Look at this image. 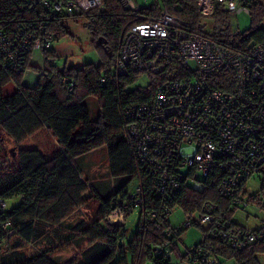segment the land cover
I'll return each mask as SVG.
<instances>
[{"label":"trees","instance_id":"1","mask_svg":"<svg viewBox=\"0 0 264 264\" xmlns=\"http://www.w3.org/2000/svg\"><path fill=\"white\" fill-rule=\"evenodd\" d=\"M22 3L23 0H0V30L5 33L14 32L35 17L38 10H22ZM103 3L102 10L85 14L47 15L48 28L54 32L55 39L68 34L63 24L64 18L85 16L92 44L104 50L103 58L97 63L89 62L80 67L64 64L59 68L51 58L53 51L43 49L45 56L48 55L46 60L50 66L43 69L44 74L36 67L38 79L34 86H27L22 83V76L29 66L33 48L24 49L16 61L0 50V202H6L4 207L0 205V264H128V252L131 256L130 264H173L171 259L174 257L193 264L189 255L191 249L197 247L201 248L202 254L206 252L208 256H214L218 264H225V261H233L234 264H262L258 256L264 255V225L248 229L232 219L231 211L237 205L230 206L227 199L218 195L217 184L224 172L217 170L200 179L204 184L202 191L191 189L188 184L182 186L166 203L169 214L175 206L180 207L185 216L195 214L204 202L212 201L217 204L215 219H228L233 225L227 231L234 228V233L245 230L262 232V237L239 248L233 246V240L229 237H223L217 232L212 234L214 223L200 225L192 218L191 225L196 224L202 228L199 242L189 247L184 255H180L178 246L187 228L184 220L177 239L168 238L171 255H156L149 249L164 242L162 232L172 225L168 216H161L160 213L155 218H145L142 224L137 211L134 237L128 244L120 242L125 237L123 226L127 215L114 223H109L107 218L119 205L129 202L128 184L138 177L133 149L124 133L122 112L129 105L149 100L156 86L166 78V73L146 72L150 80L144 86H133L141 73L129 72L125 76L114 74L119 38L132 14L122 8L117 0H103ZM163 3L171 14L185 19L192 28L233 51L241 52L248 49L250 44L264 41V0L251 3L248 31H233L229 15L215 12L210 16L213 19L210 34L204 31L202 16L193 0H181L177 9L171 7V0ZM158 8L159 2L156 0L141 12L155 14ZM181 73L183 70L175 74L173 79H182ZM214 76L215 80L212 77L210 80L217 87L225 91L232 89L233 71L230 68L218 70ZM64 77H67L66 82H62ZM101 77L103 81H100ZM10 81L15 83L16 90L4 96L2 87ZM70 82H73L74 87L68 91L66 85ZM91 95L97 99L95 117L90 115L85 103V99ZM42 128L47 129L56 140L57 147L51 154L47 155L35 146L23 147L13 160L9 159L4 149L6 138L15 143L22 142ZM102 146L107 148L109 174L124 179L114 191L108 186L103 188L98 185L94 187L95 194L91 195L87 180L81 178L79 162L84 155ZM11 154L14 155L13 152ZM140 179L144 188V208L158 210L161 202L154 193L152 177L142 173ZM245 191L242 190L241 195H246L249 202L254 201L260 209H264V201L258 194H247ZM260 191L264 195L261 185ZM90 195L99 201L98 216L88 226L84 227L82 222L77 224L80 235L87 238L88 246L80 259L59 262L49 246L55 240L53 235L60 238L56 226H62L64 219L75 208L86 203ZM12 198H19V203L8 208L7 200ZM5 222L8 224L3 227ZM66 224L67 227L71 226ZM206 230L211 231L205 234L208 232ZM71 238V235L67 236L65 241ZM41 242L45 246L32 253L25 250L27 244L37 246ZM118 253L120 256L116 259Z\"/></svg>","mask_w":264,"mask_h":264},{"label":"built area","instance_id":"2","mask_svg":"<svg viewBox=\"0 0 264 264\" xmlns=\"http://www.w3.org/2000/svg\"><path fill=\"white\" fill-rule=\"evenodd\" d=\"M117 1L131 12L132 18L119 38L114 74L165 72L166 78L149 100L129 105L122 112L124 133L133 149L138 177L129 193V202L119 205L108 218L116 210L124 214L134 209L142 224L145 218H155L157 213L168 216L166 203L180 188L188 184L191 189L202 191L204 184L200 179L213 170L224 172L216 191L230 206L244 202L240 197L244 183L255 174L261 176L264 192V41L236 52L171 14L163 3L167 0H157L159 8L155 14H144L141 11L145 7L137 6L134 0ZM180 1L171 0V7L177 9ZM193 1L203 18L215 12L249 13L254 0ZM103 6V0H23L22 10L36 8L38 12L14 32L0 30V50L16 61L28 47L48 49L55 34L48 28L47 15L74 16L102 10ZM223 68L233 71L230 91L212 82L214 73ZM182 70V79H173ZM66 81L64 77L62 82ZM73 87V82L66 85L68 91ZM142 173L153 179L154 193L161 202L158 210L143 206ZM5 204L0 202L2 207ZM216 210V203L204 202L198 212L186 216L185 226L191 225L192 218L200 225L214 223L211 233L229 237L233 246L239 248L262 237V232L234 233V228L227 231L233 225L228 219L216 220ZM206 231L205 234L211 230ZM162 233L164 242L149 251L171 255L169 240L177 239L181 228L167 227ZM189 257L193 264H218L214 256L202 254L200 247L192 248Z\"/></svg>","mask_w":264,"mask_h":264},{"label":"rangeland","instance_id":"3","mask_svg":"<svg viewBox=\"0 0 264 264\" xmlns=\"http://www.w3.org/2000/svg\"><path fill=\"white\" fill-rule=\"evenodd\" d=\"M156 0H134L135 4L139 7H149ZM250 14L247 12H240L229 15L230 26L233 31L246 32L250 27ZM202 24H204V31L208 34L212 33V22L211 17H203ZM88 19L85 16H79L76 18L67 17L63 19V24L68 30V34H65L58 39H55L49 47V50L53 51V56L51 57L55 65L61 68L64 64L73 65L75 67H80L85 63L93 62L97 63L103 58L104 50L100 47H95L91 42V33L87 27ZM264 26V23H262ZM107 53V52H106ZM108 54V53H107ZM45 56V51L40 47H34L32 49L29 66L23 73L22 83L27 86H34L39 73L36 67L41 69V74L46 66H50L47 63ZM127 74L121 75L125 76ZM150 80L148 73H141L138 75L136 82L133 86H144ZM16 90V85L13 81L6 83L2 87V93L7 96ZM90 115L95 117L98 105L95 96H88L85 99ZM41 149L46 152L47 155L51 154L56 149V140L52 137L51 133L42 128L35 132L33 135L27 137L22 142L15 143L12 139L6 138L4 142L5 153L8 154L9 159L13 160L18 154L20 148L23 147H33ZM13 152L14 155L11 153ZM81 165V178L87 180L90 187L91 195H94L95 186L105 187L108 186L112 191L121 184L124 178H115L109 174V162L107 157V148L102 146L96 150H92L80 160ZM260 180L261 176L255 174L251 176L246 184L244 185V190L247 194H258L261 199H264V195L260 191ZM136 178L132 179L128 184V193L133 190V186L136 184ZM89 196L86 203L82 206L75 208L72 213L64 219V224L62 226L57 225V234L60 238H56L53 235L54 242L49 245L51 253L54 258L59 262H65L69 259H80L84 250L88 246V240L82 237L79 232L78 223L82 222L84 227L88 226L94 219L97 218L99 213V201L95 197ZM241 198L245 201L239 203L235 210L231 211L232 219L240 224L241 226L254 229L259 228L264 225V209H260L258 205L252 201L247 200L246 195H241ZM7 207H15L19 203V198H12L7 200ZM127 215V219L124 223L125 237L120 241L123 244H128L136 233L137 222H138V212L134 209L131 212L126 211L124 214L120 210H116L108 219L109 223L119 222L124 216ZM192 215V214H190ZM186 216H189L186 215ZM183 210L175 206L171 209L168 219L172 226H183L184 220L186 218ZM71 225L67 227V224ZM51 231V228H50ZM202 234V228L199 225L192 224L187 227L181 236V243H179L180 255H184L189 247L194 246L199 242ZM72 236L69 241H65L67 236ZM14 240V239H13ZM12 240V241H13ZM45 246L44 242L40 245L27 244L25 250L28 253L37 250L39 247ZM119 253L116 255V259H119ZM128 264H130V253H127ZM259 260L264 264V255H259ZM171 263L173 264H188L184 259L172 258ZM118 264H122L118 263ZM225 264H234L233 261H225Z\"/></svg>","mask_w":264,"mask_h":264},{"label":"crops","instance_id":"4","mask_svg":"<svg viewBox=\"0 0 264 264\" xmlns=\"http://www.w3.org/2000/svg\"><path fill=\"white\" fill-rule=\"evenodd\" d=\"M56 146H57V144H56ZM36 147V146H35Z\"/></svg>","mask_w":264,"mask_h":264},{"label":"bare ground","instance_id":"5","mask_svg":"<svg viewBox=\"0 0 264 264\" xmlns=\"http://www.w3.org/2000/svg\"><path fill=\"white\" fill-rule=\"evenodd\" d=\"M146 73V72H145Z\"/></svg>","mask_w":264,"mask_h":264}]
</instances>
